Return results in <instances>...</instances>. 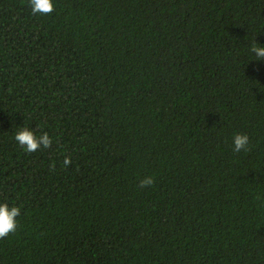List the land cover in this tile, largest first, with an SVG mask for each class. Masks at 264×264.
<instances>
[{"label": "trees", "instance_id": "16d2710c", "mask_svg": "<svg viewBox=\"0 0 264 264\" xmlns=\"http://www.w3.org/2000/svg\"><path fill=\"white\" fill-rule=\"evenodd\" d=\"M52 3L0 0V264H264V0Z\"/></svg>", "mask_w": 264, "mask_h": 264}, {"label": "clouds", "instance_id": "9594fccd", "mask_svg": "<svg viewBox=\"0 0 264 264\" xmlns=\"http://www.w3.org/2000/svg\"><path fill=\"white\" fill-rule=\"evenodd\" d=\"M28 6L31 9L32 15L47 16L54 11L52 0H27ZM249 51L256 57V61H264V46H260L255 42V39ZM14 140L18 146L26 153H33L41 148L48 149L53 144V139L47 132H42L37 135L34 131L23 126L19 128L14 136ZM233 151L236 153L247 150L249 137L247 134L236 133L232 139ZM71 163L70 157H65L63 164L68 167ZM50 171L55 170V165L49 166ZM155 179L152 176H146L139 181L138 187L143 189L152 187ZM21 214V209L17 206H10L8 203H0V239L8 237L15 233L17 229L16 218Z\"/></svg>", "mask_w": 264, "mask_h": 264}]
</instances>
